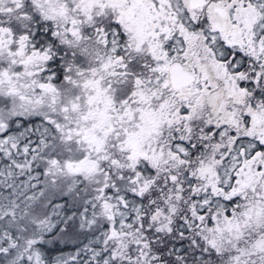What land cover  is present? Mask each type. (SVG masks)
<instances>
[{"label": "snow or ice", "instance_id": "snow-or-ice-1", "mask_svg": "<svg viewBox=\"0 0 264 264\" xmlns=\"http://www.w3.org/2000/svg\"><path fill=\"white\" fill-rule=\"evenodd\" d=\"M0 264H264V0H0Z\"/></svg>", "mask_w": 264, "mask_h": 264}]
</instances>
